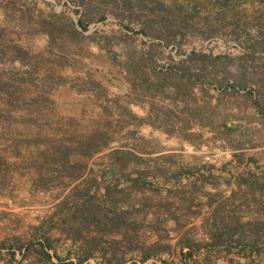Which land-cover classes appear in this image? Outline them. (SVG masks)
Segmentation results:
<instances>
[{"label":"rangeland","instance_id":"1","mask_svg":"<svg viewBox=\"0 0 264 264\" xmlns=\"http://www.w3.org/2000/svg\"><path fill=\"white\" fill-rule=\"evenodd\" d=\"M234 150L264 156V0H0V264H216L136 221Z\"/></svg>","mask_w":264,"mask_h":264},{"label":"crops","instance_id":"2","mask_svg":"<svg viewBox=\"0 0 264 264\" xmlns=\"http://www.w3.org/2000/svg\"><path fill=\"white\" fill-rule=\"evenodd\" d=\"M259 162L264 163V156L247 155L243 159L240 154H231L223 158L219 170L207 166L203 159L201 169L196 171L189 161L180 179L170 173L165 188L159 191L156 206L141 213L136 221L145 229L154 227L146 231L147 242L161 243L160 229L176 228V233L185 234L188 243L201 245L200 258H215L216 264H221L219 260L223 258H240L234 249L237 245L264 243V167L258 168ZM235 167L237 171L229 170ZM171 169L174 171L175 166ZM144 214L146 219H142ZM255 246L251 248V257L258 256ZM133 254L141 264L150 260L141 256V251ZM162 254L159 249L158 255Z\"/></svg>","mask_w":264,"mask_h":264},{"label":"trees","instance_id":"3","mask_svg":"<svg viewBox=\"0 0 264 264\" xmlns=\"http://www.w3.org/2000/svg\"><path fill=\"white\" fill-rule=\"evenodd\" d=\"M45 246L47 247V246H50V245L48 243L41 244V248H40V250L38 252H40V254L42 256L40 258L42 261H44V259L49 261L51 256L49 255V253H47V250H45V248H44ZM131 264H135V263H131Z\"/></svg>","mask_w":264,"mask_h":264}]
</instances>
